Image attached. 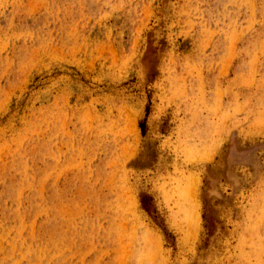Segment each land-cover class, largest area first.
Wrapping results in <instances>:
<instances>
[{"label":"rangeland","instance_id":"rangeland-1","mask_svg":"<svg viewBox=\"0 0 264 264\" xmlns=\"http://www.w3.org/2000/svg\"><path fill=\"white\" fill-rule=\"evenodd\" d=\"M0 264H264V0H0Z\"/></svg>","mask_w":264,"mask_h":264}]
</instances>
